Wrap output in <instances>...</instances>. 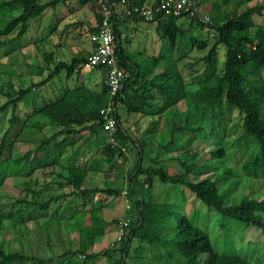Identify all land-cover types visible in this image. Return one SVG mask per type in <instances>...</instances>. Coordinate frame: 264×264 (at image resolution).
Returning a JSON list of instances; mask_svg holds the SVG:
<instances>
[{"label": "trees", "instance_id": "obj_1", "mask_svg": "<svg viewBox=\"0 0 264 264\" xmlns=\"http://www.w3.org/2000/svg\"><path fill=\"white\" fill-rule=\"evenodd\" d=\"M132 1L145 3L146 0ZM208 1L206 9L201 7L193 16L189 12L180 16L162 13L156 20L147 21L131 15L113 23L119 63L129 72V77L116 96L119 124L114 136L118 144L114 146L108 135L98 152L105 158L104 164L112 163V166L118 158L127 159L129 142L133 141L140 152L126 187L132 208L118 264H127L132 250L134 257L140 250H150L152 254L160 250L163 264H171L174 259L179 264H264V192L253 187L257 182L264 183V76L261 75L264 22L257 21L259 16H264V0L252 6L247 5V0H218L214 4ZM57 3L56 0H1L0 9L10 7L18 11L0 26V47L24 38L34 20L41 19ZM77 3L78 8L89 6L95 12L98 26L91 34L98 31L104 14L102 2L77 0ZM232 5L234 8L230 10ZM205 11L215 32L214 41L210 34L201 38L197 32L206 25L200 20ZM127 19L153 23L163 40L162 50L158 54L148 52L144 64L134 60L133 48L124 42L122 25ZM40 25L41 20L36 22V29ZM255 27L257 38L252 32ZM195 29L197 34H193ZM40 41L34 35L21 48ZM221 46L227 49L224 61L219 57ZM196 48L207 52L194 61H185ZM44 54L45 67L50 70L47 77L18 89L10 83V89L4 90L6 100L0 102V186L12 168L11 175L22 173L29 177L41 172L49 178L58 172V178L50 180L57 188L46 196L44 190H50L51 183L37 188L38 181L29 178L25 182V195L15 199L9 208L8 204L0 205V264H87L89 259L95 263L110 251L109 247L97 251L98 239L119 222L105 216L104 204L95 203L98 198L111 195L120 198L123 188L84 186L90 169L88 160L74 162L66 172L58 171L54 164L60 162L59 157L69 147L73 159L86 156L84 144L76 145L79 141L76 136L105 131L101 109L108 105L111 92L105 76L101 90L77 83L74 87H63L55 98H44L40 88L62 71L67 77L81 73L88 57L74 56L69 61L57 58L53 51ZM202 62L205 68L200 74L195 66ZM182 63L190 70L189 78L184 75ZM258 73L259 78H253ZM182 102L212 121V126L207 128L202 121L192 124L188 113L171 127L164 128L166 113ZM120 105L129 114L141 113L145 120H151V116L156 118L141 135L134 136L122 121ZM235 108L240 112V121L224 126L226 114ZM239 123L241 134L230 138ZM19 125L23 130L41 129L46 136L36 148L16 155L17 140L10 138V134ZM203 143H208V148L202 147ZM181 148L185 149L182 153ZM239 153L240 162L235 163ZM147 159L150 164L145 165ZM164 160L176 161L179 165ZM102 161L99 166H103ZM157 182L164 187L162 199L155 193ZM246 187L249 192L244 190ZM186 189L206 205L205 211L186 210ZM65 201H68L67 208H81L84 213L83 220L74 223L79 233L75 247L63 237L62 225L58 224V231L55 230L56 240L50 234L55 226L51 218L63 216L60 211ZM17 205H20L18 209ZM32 219L37 224L36 232L44 231L49 238L38 248L23 243L18 247L6 239L14 227L24 229ZM41 219L52 222L41 224ZM256 229L262 232L252 234L251 230ZM33 231L27 228L23 233Z\"/></svg>", "mask_w": 264, "mask_h": 264}, {"label": "rangeland", "instance_id": "obj_2", "mask_svg": "<svg viewBox=\"0 0 264 264\" xmlns=\"http://www.w3.org/2000/svg\"><path fill=\"white\" fill-rule=\"evenodd\" d=\"M1 1V0H0ZM50 1V0H45ZM59 4L56 7H49V9L44 13V16L40 18H37L34 20L32 27L27 33V35L20 39L16 40L14 42L7 43L3 46L0 47V102H3L6 100L7 96L4 94V90L10 89V83H12L16 89L20 88L21 86H29L33 82H39L43 79H45L49 73V69L45 67L47 66V63L44 59V53L45 52H50L53 51L56 55L57 58H62L65 60H71V55L74 54L75 52L77 53L79 48L87 47L89 45L90 39H91V32L90 30H84L83 31V36H80L78 39H71V36H68V40L65 38H61L62 34L60 35V28L59 32L54 33L57 29L58 24L65 26L67 22L70 21L71 15L61 18L63 15L66 13H70V8L69 6H65L62 3V0H58ZM156 1V0H154ZM211 4L216 3L218 0H210ZM238 2L242 0H237ZM263 0H247V5H255L257 3H260ZM209 1L205 0L202 3V8L206 9ZM73 5V4H72ZM236 7V6H235ZM62 11V9H64ZM234 6L232 5L229 9H233ZM17 9L12 10V8L7 7L4 9H0V26L5 24L15 13H17ZM54 12H59L55 14V16L51 17ZM206 14V11H205ZM41 20V25L40 27H37L36 29V22ZM184 20H182L183 22ZM257 21L259 22H264V16H259L257 18ZM150 25H154L153 23H144V26L142 28L148 29ZM61 27V28H62ZM210 26L205 25V27L202 29H198V33L200 34L201 38H207L210 37L208 28ZM214 31V29H212ZM143 32V31H141ZM196 29L194 30L193 34H197ZM253 35L256 36L258 34V30L253 28L252 30ZM38 37L41 39L40 42L30 44L26 46L25 48H21L23 46L24 42L30 39H33V37ZM82 37V39H81ZM90 38V39H88ZM215 35L213 37H210L212 41H214ZM211 41V42H212ZM32 42V41H31ZM61 42V43H60ZM57 43H59L57 45ZM137 45H139V41H135ZM142 43V41H141ZM154 42H152L150 45H153ZM142 45V44H141ZM149 45V46H150ZM155 45V44H154ZM16 50L14 51L13 49ZM142 48V47H141ZM136 49H139L138 46H136ZM167 48H164V50ZM11 50V53L9 52ZM226 47L221 46L219 50V57L222 61L225 60L226 58ZM9 52V53H8ZM207 50L202 51L196 48L193 50L188 57L189 61H194L204 54H206ZM183 68L184 75L186 78H189L190 70H188L186 65L181 64ZM51 66H54V63H52ZM205 65L204 63H200L195 66V70L198 71L201 74V72L204 70ZM87 71V70H86ZM87 74L91 75L95 79L101 81L102 80V74L103 72L98 69L94 68L93 70H88L86 72ZM261 75L264 76V70L261 72ZM260 73L256 74L253 78H259ZM59 80L56 78L54 79V84L56 82H59L58 89L62 86V82L65 83L66 78H67V73L65 71H62L59 74ZM57 89V90H58ZM50 88H49V83L46 84V86L42 87V89H39V93L43 94L44 97L50 98ZM42 98H40L38 101H41ZM124 106L120 105V111L121 114H123L124 111ZM217 109L214 110L213 116L215 117L217 114ZM190 113L191 114V123L195 124L197 122L202 121L203 124L207 127L210 128L212 126V121H210L208 118L203 117L201 113H198L196 110H193V108L190 106V104L186 102L180 103L177 107L170 109L164 118L163 125L165 127H171L174 121H177L180 117L186 116V114ZM211 115V116H212ZM156 116H151V120H154ZM150 120V121H151ZM240 121V112L238 109H232L230 112L226 114V118L223 120L224 126H233L234 124H237ZM22 128V125H19V127L10 134V138L16 139V145H15V154L18 155L24 154L26 151L32 148H36L44 139H45V131H42L41 129H24ZM242 132L241 130V123L238 124L236 131L233 132V136H238ZM91 140L87 138V136L81 140V144H84L83 150L85 151H91L95 147L92 145L94 142H90ZM198 146V145H197ZM202 147L208 148V143H203ZM185 149L181 148L180 153H182ZM72 148L69 147L67 150L64 152L63 156H71ZM138 152V149L136 148L133 151V155H135ZM153 154H155L153 152ZM241 153H239L238 156L234 159V162L237 163L238 161L240 162L241 159ZM52 156V155H51ZM147 158L149 157V154L147 153L145 155ZM154 156V155H153ZM120 161V162H119ZM117 163V165L112 166V163H106L105 172L103 174H100V178H97V176L94 178L92 176H88L87 180L85 181L84 185L92 187L96 183H99L100 185L102 184H107L108 186H114V187H119V188H124V191L126 190L125 185H127L128 177L130 175V172L126 176L125 172V164L126 161L123 159H120ZM65 164H67V161H63ZM166 163H171L174 166H178L179 163L176 161H165ZM150 164V160L147 159L145 161V165ZM241 164V163H238ZM22 167L21 165H18V168ZM10 171H14V169L10 168ZM58 171H62L60 168H58ZM9 171V170H8ZM9 171V176L7 177L6 181L0 186V205H5L8 204L6 207H10L12 203L15 201V199L20 198L21 196L25 195L27 190L25 189V182L29 180V178H33V180H37L36 187L37 188H42L44 187L45 184L49 183L50 180L53 178H58V172L55 174H52L49 178H46L45 176H42L41 172H38L35 174L33 177L25 176L22 173H16L11 175ZM65 172V170H63ZM107 171V172H106ZM91 179V180H90ZM57 180V179H56ZM93 181V182H92ZM50 190H44V195L50 194V192H53L55 188H57V184L50 182ZM242 187V186H241ZM239 188V190L241 189ZM254 188L259 189L261 193L264 192V183L262 182H257L253 186ZM155 193L158 195V199H162L164 197L163 191L164 187H162L159 182L155 183ZM246 192H249L250 189L248 187L244 188ZM123 191V197L126 198V203L120 204L118 201L113 199L115 202L107 206V214L106 216L110 218L111 220L118 219L117 224H113L110 226L108 229V233L101 239H98L95 249L97 251H103L109 247V252L107 253V256H101L98 257L95 263L93 262L94 260L89 259L87 264H118L120 256L122 255L121 248L124 246L123 241L125 240V236L123 235L120 238V232L122 231L121 229V222L125 219L124 214L125 210L127 212L131 211V203L132 201L129 198V203L127 202L128 199V194H125ZM187 193V201H186V210L187 211H195L198 213L199 211H205L206 210V205L199 199H197L189 190L186 189ZM156 195V196H157ZM114 198V197H113ZM109 200V198H108ZM106 200L102 201H97L96 205H100L101 203H104ZM115 204V205H114ZM20 205L16 206V209H18ZM75 212L73 217H69V215L73 212ZM60 213L63 215L61 216L60 219L57 218H51V220L55 223V226H52V233L50 232L51 236L53 239L56 240L57 235L55 234V230L58 231V224L62 225V234L63 237L67 240L66 242L70 246H77L79 243V233L78 229L75 230L74 223L81 222L83 220L84 213L81 208L76 209H71V208H64L63 210L60 211ZM69 214V215H68ZM68 215V216H67ZM131 216L129 215L126 218H130ZM51 220H40L41 224H45L46 222L49 224V222H52ZM71 225H70V224ZM120 223V226H119ZM36 222L34 219L30 220L25 226L24 229H20L19 226H16L12 229V231L6 236V239L8 241H13L15 243L14 245L21 247L22 245L27 246V244L34 246L38 248L39 244H43V241H47L48 235L44 231H39L36 232ZM45 226V225H43ZM27 228L30 230H35L29 234L24 235V231L27 230ZM24 230V231H23ZM262 232V230L256 229L255 231L251 230L252 234H258ZM263 236V234L259 235ZM124 238V239H123ZM22 241V242H21ZM59 241V240H57ZM66 243V245H67ZM61 244V242H60ZM135 244V243H134ZM137 245V244H136ZM57 246V245H56ZM62 248V247H61ZM117 251V252H116ZM134 252L130 253L128 259H127V264H163L164 262H161V254L162 251L156 250L152 254V252L146 251H138L136 253V257H134ZM147 256L150 257L151 259L148 261ZM146 257V258H145ZM82 260V258H80ZM117 261V262H116ZM171 264H179L178 259L172 260Z\"/></svg>", "mask_w": 264, "mask_h": 264}, {"label": "crops", "instance_id": "obj_3", "mask_svg": "<svg viewBox=\"0 0 264 264\" xmlns=\"http://www.w3.org/2000/svg\"><path fill=\"white\" fill-rule=\"evenodd\" d=\"M50 1H53V0H50ZM56 1H58V0H56ZM145 2L151 3V2H154V0H146ZM62 3L65 6L66 5L69 6L70 13H66L61 18H65V17L71 15L70 21L67 22L66 25L63 27H62V25L58 24L57 29L55 32H53V34L57 33V31L59 32V28H60L59 33H60V35L62 34L61 38H64V36H66L65 38L68 40L69 39L68 36H71L72 37L71 39H78V38H80V36H83L84 30H90V32H91L92 29H94L96 26H98V20H97L96 14L89 6H84V7L78 8L77 0H62ZM58 4H59V1L56 5H51V6L56 7ZM64 10H65V8L62 9V11H64ZM57 13H59V12H54L51 17L55 16V14H57ZM75 25H76V27H75ZM142 26H144V23L138 22L134 19H127L125 21V23H123V25H122V30L124 33V42H126V46L128 48L131 47L130 48L131 50L133 48L132 52L134 54V60L144 64L145 59L149 56L148 52L150 54H155V53L158 54L162 50L163 40L159 37V35L155 31V27H156L155 25H150V27L148 29H144V28H142ZM141 31H143V32H141ZM78 34H80V36H78ZM83 38H84V36H83ZM81 39H82V37H81ZM88 39H90V38H88ZM136 40L139 41V45H137L135 43ZM141 41H142V43H141ZM152 42H154L153 45H150ZM58 44L59 43H57V45ZM136 46H138L139 49H136ZM93 48H94V43L90 39L89 45L86 48L85 47L79 48L80 51L72 54L71 59L74 56L87 57L89 54H91ZM140 51H142V52H140ZM93 69L94 68L83 67L81 70V73L75 74L73 77H67L65 83L64 82L60 83V84H62V86L59 89H58L59 82H56L54 84L55 81L52 78L49 81V88L51 91L50 92V98H55L56 96L60 95L63 87H68V86L74 87L77 83L88 84L93 89L101 90L102 85H103L102 82L104 81L105 75H106L105 70L100 69L103 72V74H102V80L99 81V80L95 79L94 77H92L91 75L86 73L88 70H93ZM58 76H59V74H57L54 78L59 80ZM123 108H124V111H123V114H121V116H122V121H123L124 125L128 129H130L129 131L131 132L132 135H134V136L135 135H141L142 132L149 127L151 121L148 119L145 120V117H143L141 113L129 114L127 112L126 108L125 107H123ZM119 111H120V108H119ZM120 113H121V111H120ZM163 127L167 128L164 125H163ZM139 130H141V131H139ZM86 136H87V138H89L91 140L90 142H94L92 144L95 147L94 149H92L91 151L84 152V155H86V156H79L77 158V160L73 159L71 156H68V157L60 156L59 157L60 162H56L54 164V166H56L57 169L60 168L62 171L65 170V172H66V171H68V167L70 165H72L74 162L76 164H80V163L84 162L85 160H88L87 161L88 164L90 163V166H89L90 169H89L88 176H92V174H94L93 175L94 178L96 176H97V178H100V176H101L100 174H103L105 172L104 167L106 165L104 164L105 158L102 156V154H100L98 152V149L104 145L106 138L108 137V134H107V132H105L103 130H99V132H97V133L86 132L85 134H79L76 136V137H78V140H79L76 143V145L79 146L81 144L80 143L81 140L84 139ZM134 144L135 143L133 141L129 142V145H128L129 153H128L127 159L122 157V158H118V160L116 161V163H118V161L120 159H123L126 161V164H125L126 176L128 175L129 172L134 171L136 169L137 163L139 162V159H140L139 149ZM136 148L138 149V152L135 155H133V151ZM64 160L67 161V164H65L63 162ZM100 161L103 162V166L98 165V164H100ZM95 162H97V163H95ZM127 183H128V181H127ZM97 184H99V183H96L95 185H97ZM95 185H93L92 187H94ZM103 185L105 186L107 184H103ZM84 186H87V185H84ZM125 187H127V185H125ZM123 191H124V188H123ZM123 196H121L120 198H117V197L113 198V196L111 195V196H108L107 198H104V199L98 198L97 201L106 200L104 203H101V204H104L106 206V207H104L106 209V211H104L105 216H106L107 210H108L107 206L112 205L115 202L114 201L115 199L120 204L126 203V198H124ZM108 198H109V200H108ZM130 200H131V198H130ZM130 200H129V196H128L127 202L129 203ZM97 201H96V203H97ZM75 203H76V201L74 200L73 205ZM67 204H68V201H65L64 204L62 205V208L64 209L65 207H67ZM129 215H130L129 212H127L125 210L124 217H128ZM108 219L111 220L110 218H108ZM119 226H120V223H119Z\"/></svg>", "mask_w": 264, "mask_h": 264}, {"label": "built area", "instance_id": "obj_4", "mask_svg": "<svg viewBox=\"0 0 264 264\" xmlns=\"http://www.w3.org/2000/svg\"><path fill=\"white\" fill-rule=\"evenodd\" d=\"M100 1L103 4V20L98 31L91 34V41L94 43V48L91 54L88 55L83 66L105 70L106 82L110 88L111 98L108 105L101 109V113L104 116V130L109 135V141L115 146L118 144V141L114 133L119 124L116 96L129 77V72L122 68L119 63L116 33L113 23L118 18L131 15H138L147 21L156 20L162 13L180 16L183 12H189L193 16L199 13L202 0H156L151 3H137L132 0ZM200 20L207 26H210L209 15L204 14L200 16ZM208 31L211 37L215 35L211 27L208 28ZM122 149L123 151H127L126 147H122ZM124 193H128L127 188ZM129 223L130 219L126 217L121 222L122 231L120 232V238L125 235L126 226Z\"/></svg>", "mask_w": 264, "mask_h": 264}]
</instances>
